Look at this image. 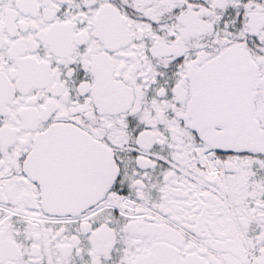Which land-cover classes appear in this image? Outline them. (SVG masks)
<instances>
[{
	"label": "snow or ice",
	"instance_id": "1",
	"mask_svg": "<svg viewBox=\"0 0 264 264\" xmlns=\"http://www.w3.org/2000/svg\"><path fill=\"white\" fill-rule=\"evenodd\" d=\"M0 264H264V0H0Z\"/></svg>",
	"mask_w": 264,
	"mask_h": 264
}]
</instances>
